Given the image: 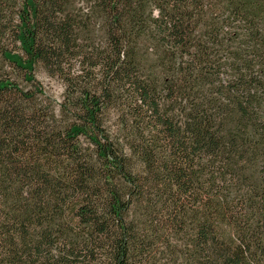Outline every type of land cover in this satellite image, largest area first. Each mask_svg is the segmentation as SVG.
<instances>
[{
    "label": "trees",
    "instance_id": "1",
    "mask_svg": "<svg viewBox=\"0 0 264 264\" xmlns=\"http://www.w3.org/2000/svg\"><path fill=\"white\" fill-rule=\"evenodd\" d=\"M101 1L113 12V26L125 19L120 6L130 13L133 26L143 24L139 16L143 7L136 8L135 2ZM65 2L42 0L39 7H33V1L26 0L29 10H23L20 29L14 33L25 56L7 48H0V54L26 72L27 81L34 79L33 72L41 63L56 73L68 85V108L83 124L64 130L61 125L48 124L45 110L28 106L31 94L21 92L12 98V93L4 90L13 86L0 81V165H4L0 168V202L17 201V197L28 206L37 200V205L26 211L13 205L10 213L26 217L24 224L36 220L41 225L46 215L69 216V232L79 239L83 254L60 264H143L141 253L148 249L153 231L176 233L187 247L196 241L195 247L204 251L226 245V237L222 241L213 235L223 227L234 229L235 221L264 228V198L259 209L251 206V219L243 215L249 206L243 195L264 194V176L254 187L241 181L246 166L264 159V0L240 1L234 3L236 8H232L233 2L228 3L232 9L227 15L224 53L213 49L211 43L197 45L192 51L190 33L181 20L167 24L170 17L150 13L144 23L149 25L144 26L149 29L145 37L157 38L150 30L152 22L158 23V36L167 53L163 61L156 60L161 72L156 74L147 65L142 77L137 76L140 60L134 37L117 32L111 37L110 49L72 52L77 20L59 16ZM125 38L131 40L125 44L127 49L122 44ZM231 50L235 52L229 55ZM226 52L233 65L225 69L222 57ZM76 57H82L81 65L93 71L84 70L81 76L71 73V60ZM167 65H172L171 69ZM95 69L102 72V78L95 75ZM223 74L227 75V87ZM112 111L121 117L122 131L128 132L123 145L113 143L101 130L102 116ZM225 129L227 140L223 138ZM79 135L95 144L97 155H83ZM129 137L132 159L121 148L128 146ZM226 150L231 170L217 172L216 164ZM47 168L54 171L55 185L63 189L53 197H47L45 191L51 187ZM3 178L12 179L13 187L2 186ZM218 179L227 189L222 185L214 191ZM206 190L213 196L203 204L199 192ZM237 194L243 198L233 200ZM7 212L3 215H10ZM28 217L33 219L28 221ZM51 223L48 218L47 228H53ZM1 228L3 241L12 228L9 224ZM234 247L227 244V260L233 259L229 252ZM235 249V262L211 261L208 255L207 260H198L202 256L190 249L179 251L176 258L187 257L184 264H256L253 259L258 255L254 256L251 246L239 244ZM220 253L216 258L223 256ZM17 254L21 258V253ZM15 262L23 264L22 260Z\"/></svg>",
    "mask_w": 264,
    "mask_h": 264
},
{
    "label": "rangeland",
    "instance_id": "2",
    "mask_svg": "<svg viewBox=\"0 0 264 264\" xmlns=\"http://www.w3.org/2000/svg\"><path fill=\"white\" fill-rule=\"evenodd\" d=\"M32 1V6L37 7L42 0ZM131 1L132 3L135 2L136 8L140 6L143 7L139 15L141 19L143 18V24L141 23V25L133 26V23L129 21L131 18L130 13L128 11L124 12L125 9L121 8V6L119 7L121 9L119 12L125 16V19H123L119 25L113 26L111 24L113 12L111 11L112 13H110V10H106L101 0L92 2L88 0H66L64 6H62V14L59 16H65V18L71 16L75 17L77 20V24L73 29L77 37V42L72 52L77 53L83 51L96 53L97 50L101 52L105 49H110L109 42H111V37L112 35H117L118 32V34L120 33L130 38L134 37L136 40L137 58L140 60L137 76L142 77L145 75L144 69L147 65L157 74L162 71V66L156 63V60L158 59V62L163 61L165 53H167V48L164 45L162 37L158 36L159 30L156 27L158 23L152 22V28L150 30L152 34L157 35V38L145 37L146 31H149V29L146 30L144 26L147 27L149 25L144 23L150 13L153 17L161 18L164 15L170 17L172 20H169L167 24H172L174 19L181 20L184 27H187L188 33H190L192 42L190 47H193L192 51H196L197 45L204 46L211 43L213 49H218L224 53L227 51V28L229 26L227 25V15L230 14L232 8L237 7L234 3L240 1L254 2L256 0H120L119 4L125 5L128 2L131 3ZM229 2H233L234 5L232 8L227 6ZM28 7L29 5L26 4V0H0V35L3 34V36L0 37V41L2 40L0 48H7L21 57H24L25 53L20 43L15 40L14 33L17 29H20V20H22L23 10L25 9L28 11ZM59 21H61V19ZM169 26L170 25H168V27ZM130 41L131 40H129V42ZM129 42L128 38H125L122 42L124 48H128L125 44ZM180 49L181 48L178 50ZM234 52L235 51L231 50L229 55L234 54ZM222 58L225 60V69L233 65L232 57L228 56L229 59L227 61V52ZM81 61H83L82 57H76L71 60V73L75 76L83 75L85 73L84 70L93 71V69H88L81 65ZM183 63L187 64V61L185 60ZM65 66L68 67V65ZM167 66L169 69L172 67V65ZM94 72L95 75L98 74V76L102 78V72L99 69H95ZM223 75L226 76L224 80H227V75ZM33 76L36 83L25 81V72L14 66L12 62L6 59L4 60L0 54V81H7L8 84H14L20 90L26 92H32L36 87H41L40 94L36 95L31 107L42 106L43 108L51 104L56 108V111L59 112L61 109H59V105L61 102L64 103L63 100L66 99L67 94L66 85L62 79L56 73H51L42 63L35 68ZM101 78L97 77V80ZM15 91L18 93L17 90ZM14 95L15 93H12L10 97L12 96V98H14ZM107 115H109L107 117H111L107 120L108 123L106 124V129L109 131L113 128L115 119L118 120V115H116L115 112H111ZM80 140L82 144L88 146L89 143L84 137L80 138ZM49 178L51 187L46 188L45 191L48 193L47 197H53L55 192L57 193L63 189L60 188L59 185H55L52 181L54 177L51 176V174ZM2 186H9V188L13 187L12 179L3 178ZM15 199L17 201L11 199V201L2 200L0 202L2 211V215H0V228L2 225L5 226L8 224L10 228H12L8 233V230L6 231L5 239L0 241V264H16L15 260H22L23 264H47V261L52 262L56 260V262L59 261L60 264L63 260H72L70 257L74 258L73 256H76L78 258L77 255L79 253L83 254L82 248L79 247V239L74 233L69 232L67 225L69 216L67 214L62 217L61 215H46V220H44V222L42 220L41 225H39L36 220L32 223L28 222L24 224L26 217H21L20 214L19 216L12 215V213H10L13 210V205L16 206L18 210L26 211L29 208L33 209L32 206H36L38 202L37 200L30 201L27 206L25 201H20L17 197ZM5 204H7V206H5ZM7 210L10 215H3L4 212L8 213ZM48 218L51 219L52 229L47 228L46 222ZM32 219L33 217H28V221ZM53 220H55V223H53ZM1 230L2 228L0 231ZM153 234L154 236L150 235L149 246H147L148 249L145 253H141L140 260H143V264H184L183 261L188 258H178L177 260L176 254H178L179 251L185 252L188 249H190L191 252L197 253L198 256H202V258L198 260H207V255L211 258V261L227 260V244L224 246L215 245L214 247H207L202 251L200 248L195 247L196 241L189 247L184 245L180 237H178L179 240L176 238V233L169 232L163 234L160 231H153ZM262 234H264V231ZM213 236L221 237V240H224V237L233 240L237 234L231 231V236H229V234H227V229L223 227L220 229L219 233H215ZM261 237L263 238L264 235H261ZM256 244L255 242V245ZM259 246L262 247L261 251L263 250V253L260 251L262 253L261 260H264V240L261 241ZM173 250L176 253H174ZM235 250V247L231 248V252H229L230 255H228L233 257V259L227 261L235 262L238 260V255L235 253ZM5 251L8 253L7 257H4L6 254L3 255ZM11 251L13 254H11ZM255 251L256 249L253 250V252ZM19 252L21 253V258L17 254ZM220 252H222L223 256L221 258H216V255L221 254Z\"/></svg>",
    "mask_w": 264,
    "mask_h": 264
},
{
    "label": "flooded vegetation",
    "instance_id": "3",
    "mask_svg": "<svg viewBox=\"0 0 264 264\" xmlns=\"http://www.w3.org/2000/svg\"><path fill=\"white\" fill-rule=\"evenodd\" d=\"M25 75H26V72H25ZM33 75H34V72H33ZM25 81H27V80L25 79ZM2 82H7V81H2ZM27 82L36 83V81L34 79L32 81H27ZM223 83L227 87V80H224ZM64 84L66 85L65 82H64ZM10 85H12L13 87L9 88V86H7L6 87L7 89H5V90L3 89V90L8 91L10 93L12 92L15 94H18V93L20 94L21 92L23 94H31L32 102H34L36 95L40 94L41 87L39 88V86L36 87L35 90L32 92H26L24 90H20L14 84H10ZM67 86L68 85H66L65 87H66V91L68 94ZM15 90H17L18 93H16ZM67 94H66V99L63 100L64 103L61 102V104L59 105V109L61 108L59 112H57L56 108L53 107L51 104H48V105L44 106L43 108H42V106H38V107L33 106V108L36 111H41V112H43L45 110V112H44L45 118H46L45 121L50 125H52V123H54V124L63 126L61 130H64L66 128H71L74 125H78V126L82 125L83 124V123L81 124L82 121H79L78 118H76L75 113L71 112L70 108H68L69 104H67ZM21 98H22V96H21ZM21 101H22V99H21ZM66 104H67V106H66ZM170 104H173V102ZM31 105H32V103L28 104L29 107H31ZM165 107H168V106L165 104ZM116 115H117V113H116ZM107 116H109V115H107V114L103 115L101 118V123H102V127H101L102 129L101 130H102V132L105 133L107 136H109L110 140L113 143H120L121 145H123V143H126L125 139H124V135L127 136L128 132L122 131L121 117L118 116V120L115 119V124L113 125V128H111L108 131L106 129V124L108 123L107 120L110 119L111 117H107ZM67 130H70V129H67ZM82 137H84L87 140V142L89 143L88 146H85L84 144L81 143L80 138H82ZM223 138H224V140H227V129H225L223 132ZM128 140H129L128 146L127 147L121 146V148H122V151L124 150V153L126 154L127 158L132 159V151H133L132 150L133 149L132 148V140L130 137ZM78 142L81 146L82 153L85 157L89 156L92 153H95L97 155L96 152L98 151V149L96 148L94 143H92L90 140L87 139L86 136L79 135L78 136ZM95 154H94V158L96 156ZM261 157H264L262 152H261ZM100 160H101V158L99 157V161ZM3 166L0 165V168L1 169L4 168ZM246 167H247V170L243 174V175H245V177H243V180H241V181H244L245 183H243V185H245L247 187H254L256 185V183L258 182V180L260 179V177L262 178L264 176V159H258L254 166L250 165V166H246ZM221 168H223V170L226 173H227V170H231L230 169L231 167H229L227 165V150L224 153H222V156L219 158V161L216 164L215 171L221 172ZM45 174H47V175L51 174V176H53L54 171L50 172V170L48 169L45 171ZM117 182L118 183H124L123 180H118ZM216 185H218V186H216ZM222 185H226L225 188L227 189V184H222L221 180L218 179L215 186H213L214 191H217L219 188L222 187ZM196 194H198V193H196ZM199 195L201 196V200L203 201V204H205V202L208 201L209 198H211L213 196V193L206 190L204 192L203 191L199 192ZM259 195L261 198L258 197L257 194L245 193V195H243L247 198V202H249V206L245 208V212L243 213V215L245 217L250 214V208L253 204L256 205L255 207H257L258 209L262 206V200L264 198V194L259 193ZM225 196H226V198H224V199H227V190H226ZM237 196H240V195H238V194L234 195L233 200ZM240 197L243 198L242 196H240ZM229 199H230V197H229ZM228 202H229V200H228ZM250 215H249V217L251 219L252 216H250ZM233 227H234V229L233 228H230V229L227 228V234H229V236H231V231H233V232L236 231L237 236H235V238H234L235 240L227 239V244L233 243V244H235V247H237L239 244H241L242 246H244L246 248L251 246L252 250L256 249V251L253 252L254 256L258 255L256 257V259H253L254 263L259 264V262H260L261 264H264V260H261L262 259L261 254L263 253V250L261 251L262 247L259 246L261 241L264 240V237L263 238L261 237V232L264 231V228H262V227L258 228L257 226H251V225L245 226L243 220L235 221L233 224ZM257 241H259V242H257ZM255 242L257 243L256 245H255ZM254 246H259V247H254ZM254 256L252 258H254Z\"/></svg>",
    "mask_w": 264,
    "mask_h": 264
}]
</instances>
